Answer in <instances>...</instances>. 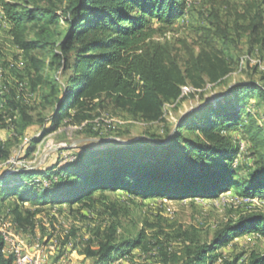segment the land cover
<instances>
[{
  "label": "trees",
  "instance_id": "trees-1",
  "mask_svg": "<svg viewBox=\"0 0 264 264\" xmlns=\"http://www.w3.org/2000/svg\"><path fill=\"white\" fill-rule=\"evenodd\" d=\"M191 2L0 0L12 43L40 75L39 81L48 65L62 78L51 80L46 96L51 110L40 120L41 136L28 141L21 157L28 159L41 138L60 125H80L107 108L145 121L161 120L165 105L179 100L184 86L200 88L229 73L215 38L232 40L230 30L247 37L249 51L264 48V0H203L204 24L196 28L199 50L180 40L186 52L181 62L178 48L161 37L191 13ZM6 87L10 93H0V126L8 115L12 137L24 135L33 119L18 100L17 85ZM226 95L216 106L205 104L200 112L186 113L158 142L141 138L104 149L77 147L72 160L48 166L3 164L12 150L0 141V212L4 203H14L12 219L19 225L28 221L21 211L29 213L26 204L90 209L99 196L112 192L142 200L217 198L231 191L241 198L264 199V125L253 113V99L264 102V83L240 81ZM233 130H240L250 144V161H240L241 145L228 134ZM102 206L115 214L113 205ZM246 234L264 238L263 212L224 222L209 240L186 234L179 264L215 263L221 256L217 249ZM94 237L82 252L90 260L87 264L130 257L146 235L141 230L135 237H124L111 224ZM3 245L0 235V264H13V256L2 252ZM242 257L239 253L220 264H236ZM244 264H264V251H251Z\"/></svg>",
  "mask_w": 264,
  "mask_h": 264
},
{
  "label": "rangeland",
  "instance_id": "rangeland-1",
  "mask_svg": "<svg viewBox=\"0 0 264 264\" xmlns=\"http://www.w3.org/2000/svg\"><path fill=\"white\" fill-rule=\"evenodd\" d=\"M229 1L240 3L242 0ZM190 8L191 13L178 20L165 36L161 37L178 48L177 53L181 62L185 59L186 52L180 40H184L197 52L200 40L196 28L204 24L203 0H192ZM221 12L224 14L225 9L222 8ZM226 19L231 22L230 17ZM153 25L158 26L156 22ZM8 29L9 26L0 11V93L9 92L6 85L12 88H16L17 85V93L22 98L18 100L25 104L33 123L24 135L12 137L10 128L6 127L8 124L11 125L10 117L6 115V123L0 126L2 138L0 141L11 148L12 155L3 164H12L13 160L14 166H48L63 159L72 160L77 147L104 149L117 145L119 142L110 139L111 137L123 140L152 138L158 142L171 133L186 113L199 107L196 112H200L206 102L216 106L227 96V89L231 85L248 79L264 83V48L255 46L249 51L247 37L238 36L230 30L232 40L223 41L215 38L218 52L229 64V73L218 81L206 83L200 88L184 86L179 100L165 105L161 120L145 121L107 108L100 113L95 112L93 119L80 125L68 123L60 125L56 131L41 138L28 159H23L21 157L23 148L32 137L41 136L40 120L51 110V105L46 100L50 82L53 78L57 80L62 78L60 71L48 65L41 72L40 82L38 78L40 75L35 73L29 60L12 43ZM48 61L49 59L47 63ZM33 83L36 86H33ZM2 86L6 87L5 92L2 91ZM253 102L255 104L253 113L258 122L264 125V102H258L257 98H254ZM232 103L236 104L235 101ZM14 114L15 117L18 116L17 112ZM228 134H232L241 145L240 161H250L254 153L250 144L243 139L242 132L233 130ZM91 138L95 140H85ZM103 204L113 205L115 214L112 209L107 210L103 207ZM15 207L14 203H4L0 216L12 220L16 233L24 236L28 245L44 248L47 264H87L90 260H86L82 252L88 240L95 242L96 231L104 230L111 224H116L118 234L124 237H135L142 230L146 238L144 244L134 249L130 257L115 258L110 264H179L186 234L196 233L201 241L209 240L215 230L228 220L236 221L241 214L251 211L264 213V199L241 198L234 191L227 195H219L217 198L192 197L183 200L169 198L142 200L125 192H112L99 196L90 209L26 204L30 214L21 211L22 216L28 221L23 220L19 225L12 219L11 210ZM94 242L91 243L92 246L95 245ZM49 245H54L55 250L51 251L47 247ZM251 251H264L263 237L246 234L234 239L228 245L217 249L221 256L212 264H220L224 259L232 261L239 253H242L243 257L236 264H244Z\"/></svg>",
  "mask_w": 264,
  "mask_h": 264
},
{
  "label": "built area",
  "instance_id": "built-area-1",
  "mask_svg": "<svg viewBox=\"0 0 264 264\" xmlns=\"http://www.w3.org/2000/svg\"><path fill=\"white\" fill-rule=\"evenodd\" d=\"M6 87L2 86V91H5ZM14 161L12 160V165ZM9 222V221H6ZM0 233H3L6 239V245L8 247V255L13 256V261H17V264H47V255L44 251L32 252V248L27 247V240L23 237H16L7 232H3V228H0ZM51 251L55 250L54 245L47 246Z\"/></svg>",
  "mask_w": 264,
  "mask_h": 264
},
{
  "label": "bare ground",
  "instance_id": "bare-ground-1",
  "mask_svg": "<svg viewBox=\"0 0 264 264\" xmlns=\"http://www.w3.org/2000/svg\"><path fill=\"white\" fill-rule=\"evenodd\" d=\"M247 199H250V198H247ZM251 200H253V199H251ZM6 221H9V222H6ZM0 228H3V232H7V233L12 234V235H14L16 237H21L20 234L16 233V231H15V225L12 222V220H10L9 217L0 216ZM0 235L2 236L3 243H4L2 252L4 254L8 255V247L6 245L5 236H4L3 233H0ZM27 247L28 248H32V252H39V250H42L41 248L36 247L35 245H28L27 244ZM14 264H17V261H14Z\"/></svg>",
  "mask_w": 264,
  "mask_h": 264
},
{
  "label": "water",
  "instance_id": "water-1",
  "mask_svg": "<svg viewBox=\"0 0 264 264\" xmlns=\"http://www.w3.org/2000/svg\"><path fill=\"white\" fill-rule=\"evenodd\" d=\"M222 97H224V96H222ZM205 104H211L210 102H206ZM204 104V105H205ZM204 105L202 106V107H204ZM201 107V108H202ZM198 109H200V107L199 108H197V109H194L193 111H197ZM110 139H115L116 141H118L120 144H126V143H130V142H132V141H134V140H123V139H118V138H113V137H111ZM85 140H95V139H93V138H91V139H85ZM85 140H79V142H81V141H85ZM137 140V139H136Z\"/></svg>",
  "mask_w": 264,
  "mask_h": 264
},
{
  "label": "crops",
  "instance_id": "crops-1",
  "mask_svg": "<svg viewBox=\"0 0 264 264\" xmlns=\"http://www.w3.org/2000/svg\"><path fill=\"white\" fill-rule=\"evenodd\" d=\"M0 140H2V138L0 137Z\"/></svg>",
  "mask_w": 264,
  "mask_h": 264
}]
</instances>
